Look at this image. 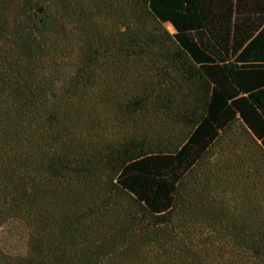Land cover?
Segmentation results:
<instances>
[{
	"label": "trees",
	"instance_id": "1",
	"mask_svg": "<svg viewBox=\"0 0 264 264\" xmlns=\"http://www.w3.org/2000/svg\"><path fill=\"white\" fill-rule=\"evenodd\" d=\"M0 264H264V0H0Z\"/></svg>",
	"mask_w": 264,
	"mask_h": 264
},
{
	"label": "rangeland",
	"instance_id": "2",
	"mask_svg": "<svg viewBox=\"0 0 264 264\" xmlns=\"http://www.w3.org/2000/svg\"><path fill=\"white\" fill-rule=\"evenodd\" d=\"M167 27V29L170 31V32H173V30H172V28H171V26H169V25H167L166 26ZM17 235H15V234H8V232H7V230H6V232H5V240L7 239V240H9L8 241V243L11 245L12 243L14 244V245H16L17 244V237H16ZM16 239V242H13V239Z\"/></svg>",
	"mask_w": 264,
	"mask_h": 264
}]
</instances>
